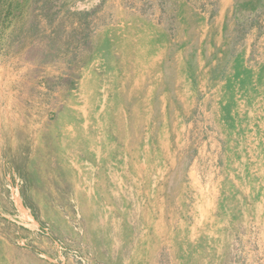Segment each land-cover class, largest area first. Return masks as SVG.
I'll list each match as a JSON object with an SVG mask.
<instances>
[{
    "label": "rangeland",
    "instance_id": "1",
    "mask_svg": "<svg viewBox=\"0 0 264 264\" xmlns=\"http://www.w3.org/2000/svg\"><path fill=\"white\" fill-rule=\"evenodd\" d=\"M56 239L264 264V0H0V264Z\"/></svg>",
    "mask_w": 264,
    "mask_h": 264
},
{
    "label": "built area",
    "instance_id": "2",
    "mask_svg": "<svg viewBox=\"0 0 264 264\" xmlns=\"http://www.w3.org/2000/svg\"><path fill=\"white\" fill-rule=\"evenodd\" d=\"M47 235H50V233L47 232ZM53 244L57 250V254L53 258L48 257L49 260L57 264H69L67 255H70V258L74 259L77 264H92L86 256L80 254L78 251H71L69 254L65 244L61 240H53Z\"/></svg>",
    "mask_w": 264,
    "mask_h": 264
}]
</instances>
